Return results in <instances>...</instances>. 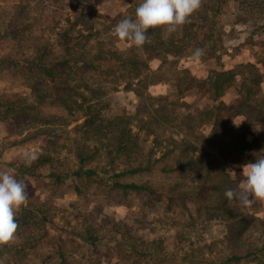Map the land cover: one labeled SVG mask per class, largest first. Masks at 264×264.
Wrapping results in <instances>:
<instances>
[{
    "label": "rangeland",
    "instance_id": "rangeland-1",
    "mask_svg": "<svg viewBox=\"0 0 264 264\" xmlns=\"http://www.w3.org/2000/svg\"><path fill=\"white\" fill-rule=\"evenodd\" d=\"M36 1L39 8L30 21H40L43 25L61 19V26L67 27V16L73 22L76 15L85 14L86 23L79 26L83 28V39L75 49L79 53L94 55L102 50L117 48L124 56H142L154 71L164 62L161 58H151L144 47L136 48L127 40H119L114 34L117 23L142 0H63V4L49 0ZM10 9L7 4L0 3V20H7V11ZM250 10L253 12L250 27L235 23L237 10L233 4L227 8V12L212 18L215 28L239 30L237 38L225 42L228 51L221 60L210 58L205 53L199 61H194L191 57L195 49L192 47L178 56L169 55V63L165 65L164 71L174 66L187 68L197 78L204 79L215 69L232 70L241 64L256 63L263 55L261 47L243 43L250 32L258 34V38L264 37V4H251ZM38 31L40 33L36 35L43 33L42 29ZM192 38L191 34L185 35L180 42L182 48L194 44ZM170 41L167 36L165 43L156 41L155 46L163 53ZM58 52L61 54L62 50ZM21 53L22 50L17 48L0 51V55L12 54L16 58ZM130 72L133 71L120 65L92 72L83 71L73 82L80 94L76 97L79 98V105H75L74 112L61 107L45 109L46 114L61 118L48 129L61 149L57 152L42 137L26 142L23 141L24 136H9L7 123L0 121V171H8L16 179L24 180L29 194L27 204L16 213L20 226L16 240L0 246V264H217L232 254L262 246L264 225L260 220H264V201L254 200L250 207L241 206L238 200L230 202L241 208L240 219L243 222L240 227L245 228L244 235L235 236L231 226L236 222L232 218L221 219L218 217L221 211L199 209L195 202L180 200L175 196L178 191L196 188L207 180L211 172L209 165L213 169L211 177H217L215 184L219 187L216 192H211L212 202L227 200L224 195L227 189L239 190L237 185L226 183L221 172L215 175L220 166L216 159H223L222 154L208 156L205 164L201 163L197 169L186 173L168 171L176 166L179 154L164 155L172 149L169 137L181 129L174 128L177 126L175 123L172 124L173 128L155 129L158 141L155 136H148L146 130H139L141 122L134 123V132L139 133L143 143L144 158L150 156L152 161L158 160L150 172L122 178L115 176L128 166L129 159L122 155L111 165L108 155L111 147L106 145L111 142L112 127H108L105 130L108 137L103 145H99L101 151L97 161L84 167L97 168L100 175L92 178L74 175L81 168L75 156L76 148L85 145L94 147L97 144L88 139L85 131L79 127L85 120V111L79 109L80 104L93 106L112 118L130 114L136 116L139 99L133 91L126 90ZM81 80H87L88 86ZM16 93L22 94L31 104L37 101L30 82L23 74L15 71L0 73V94ZM147 94L167 98L158 101V104H164L174 114V118H183L212 103L202 92L193 91L180 99V102L186 101L189 106L180 107L176 86L170 80L150 86ZM237 97L236 90L232 89L223 100L232 103ZM143 118L148 120L149 117L143 112L137 119ZM245 122L246 117L239 116L231 121V125L236 131L242 132ZM148 127L152 128V124L149 123ZM211 130L212 125L206 124L200 128V133L208 136ZM258 130L254 132L258 134ZM252 139L249 136V140ZM33 153L38 158L52 154L53 159L51 163L39 166L37 158L27 166L26 154ZM18 168L28 169L34 172V176L24 175ZM236 172L235 165H229L226 169L233 180ZM57 175L67 178L59 180ZM130 183L151 186L157 190V194L148 196L125 191L123 185ZM38 210L47 216V222L35 215ZM255 258L247 257L233 264H264V254L259 259Z\"/></svg>",
    "mask_w": 264,
    "mask_h": 264
},
{
    "label": "trees",
    "instance_id": "trees-1",
    "mask_svg": "<svg viewBox=\"0 0 264 264\" xmlns=\"http://www.w3.org/2000/svg\"><path fill=\"white\" fill-rule=\"evenodd\" d=\"M49 1L63 4L61 3L63 0ZM0 3L11 7L7 11L9 15L7 20H0V51H6L7 48L22 50L18 58L12 54L0 55V73L15 71L23 74L30 82L32 93L37 98V101L31 104L19 93L0 94V121L7 123L9 136H24L23 141L26 142L42 137L47 145H53L55 152L61 150L48 130L61 118L58 115L46 114L45 109L61 107L73 113L75 105H79V98L76 97L80 95L73 82L77 81V77L83 71L92 72L113 65L124 66L133 71L129 73L126 81V90L133 91L139 99L136 116L130 114L127 117L112 118L105 116L102 110L93 106L85 107L80 104L79 109L85 111V120L79 127L85 131L88 139L94 140L97 144L94 147L85 145L76 148L75 156L81 168L74 174L75 176L92 178L100 175L97 168L84 167L97 161L101 151L99 145L108 137L105 133L108 127H112L109 138L111 142L106 145L111 147L108 152L111 165L115 164L117 159H121L122 155L129 159L128 166L115 174L117 178L138 175L154 169L158 160L154 162L150 156L144 158L140 135L134 132L136 121L142 123L138 127L139 130H146L148 136L156 137V141L158 137L155 129L173 128L174 123L177 125L174 128H181L169 137V145L172 149L164 154L167 156L179 153L176 166L169 169V172L186 173L197 169L201 163L205 164L209 159L208 156L222 154L223 159H216L220 166L214 174L218 175V172H221L226 183L239 187L244 180L243 166L247 163H255L257 158L264 157V37L258 38V34L250 32L243 43L261 47L263 55L256 63L241 64L232 70L215 69L204 79L197 78L187 68L174 66L164 71L165 65L169 63V55L178 56L192 47L202 48L210 58L221 60L228 51L225 42L237 38L239 30L215 28L212 18L227 12V8L233 4L237 10L235 23L250 27L249 24L253 19L251 4H264V0H202V6L190 17V22L179 27L177 31L169 34L164 28L149 29L147 35L150 42L143 45L144 50L151 55V58L164 60L160 68L155 71L142 56H124L117 48L102 50L94 55L77 52L75 49L84 35L83 28H79L82 23H86L84 13L76 15L73 22L67 16V27L61 26V19L43 25L40 21H30L39 8L36 0H0ZM134 15L135 9H131L127 16L134 19ZM39 29H42L43 33L36 35L40 33ZM188 34L193 36L195 42L191 46L182 48L181 39ZM167 36L171 41L168 49L161 53L156 48L155 42L165 43ZM59 49L62 50L61 54L58 52ZM143 69L146 71L143 72ZM166 80H170L176 86L180 107L189 106L186 101L180 102V99L193 91L202 92L212 103L203 109L188 113L183 118L179 116L174 118V114L164 104H158V101L167 98H156L147 94L150 86ZM82 81L88 86L87 80ZM232 89L236 90L238 97L234 102L226 103L223 98ZM143 112L149 117L148 120L137 119ZM239 116L246 117L242 132L236 131L231 125V121ZM149 123L154 129L148 127ZM206 124L212 125L208 136L200 133V128ZM257 128H259L258 134L254 132ZM249 136L253 139L249 140ZM52 159V154L42 155L37 160L38 165H47ZM229 165L237 167L234 180L226 173ZM18 170L24 175L34 176V172L28 169L18 168ZM209 170H211L210 177L202 184L193 189L180 190L175 196L180 200L195 202L199 209L209 212L221 211L222 214H218V217L221 219L230 217L236 222L231 226L234 235H244L245 228L240 227L243 222L240 219L241 208L230 204L228 199L223 202H212L211 192H216L219 187L215 184L217 177H211L213 173L211 165ZM57 177L59 180L67 178L65 175L62 177L57 175ZM123 189L148 196L157 194L155 188L137 183L124 184ZM35 215L45 222L48 221L42 211L38 210ZM260 221L264 225V220ZM263 254L264 242L262 246L246 249L241 254H232L217 264H233L252 256L259 259Z\"/></svg>",
    "mask_w": 264,
    "mask_h": 264
},
{
    "label": "clouds",
    "instance_id": "clouds-1",
    "mask_svg": "<svg viewBox=\"0 0 264 264\" xmlns=\"http://www.w3.org/2000/svg\"><path fill=\"white\" fill-rule=\"evenodd\" d=\"M201 6L202 0H142L135 8V19L123 17L115 26L114 34L119 40H127L136 48H142L150 42L149 29L160 27L171 34L189 23L190 17ZM204 54V49L197 48L191 58L199 61ZM37 158L35 153L26 154L25 164L30 166ZM243 176L238 191H225L228 201L238 200L243 207H250L254 200L264 201V157L257 158L255 163L245 164ZM27 188L24 180L16 179L8 171H0V246L9 245L17 238L20 226L16 213L29 200Z\"/></svg>",
    "mask_w": 264,
    "mask_h": 264
}]
</instances>
